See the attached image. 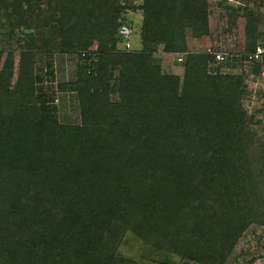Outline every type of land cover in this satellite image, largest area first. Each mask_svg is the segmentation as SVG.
<instances>
[{"label":"trees","instance_id":"trees-1","mask_svg":"<svg viewBox=\"0 0 264 264\" xmlns=\"http://www.w3.org/2000/svg\"><path fill=\"white\" fill-rule=\"evenodd\" d=\"M141 1L131 9L142 49L126 50L121 0H0L12 41L0 96L13 92L19 55L17 101L0 108V264H226L249 227L264 228V141L242 80L187 49L209 34V1ZM243 18L248 54L260 20ZM156 46L182 57L181 75L153 62ZM42 53L77 55L57 91L76 96L79 123L59 122L36 88ZM127 237L141 256L119 253Z\"/></svg>","mask_w":264,"mask_h":264},{"label":"rangeland","instance_id":"rangeland-1","mask_svg":"<svg viewBox=\"0 0 264 264\" xmlns=\"http://www.w3.org/2000/svg\"><path fill=\"white\" fill-rule=\"evenodd\" d=\"M123 5H129L120 15V21L128 24L133 30L130 42L131 49L141 50L139 39L142 15L134 8L141 4V0H121ZM209 2V34L200 39L187 38V49L189 52H223L227 55H235L244 50V10L250 9L255 12L260 20V39L264 33V14L260 13V0H208ZM233 9V10H232ZM9 22L0 17V69L5 58L3 48H7L6 34L9 33ZM31 41L39 48L47 46L45 38L35 34H27ZM259 39V41H260ZM15 48V46H14ZM121 48V46H120ZM220 65H215L221 75H235L240 77L244 88L243 107L251 117L250 128L258 134V138L264 141V69L257 70L254 65L246 64L241 57L232 60L229 58ZM179 55L166 54L162 46H156L153 62L159 65L164 73L182 74V62L178 61ZM19 55L14 54V73L17 74ZM78 57L75 53H56L48 56L44 53L37 55L34 71L42 79L36 84L45 92L52 94L55 115L59 122L76 124L79 123V111L76 96L69 92H59L57 87L61 83L70 82L75 79ZM52 73V76L49 75ZM14 82L11 91L14 92ZM10 92L8 95L0 96V108L8 109L17 101ZM53 92V93H51ZM259 122V124H258ZM121 255L136 258L142 255L143 247L140 241L133 237H127L119 249ZM174 264H186L178 257L172 256ZM194 264V263H187ZM226 264H264V228L251 226L240 238L232 256Z\"/></svg>","mask_w":264,"mask_h":264},{"label":"built area","instance_id":"built-area-1","mask_svg":"<svg viewBox=\"0 0 264 264\" xmlns=\"http://www.w3.org/2000/svg\"><path fill=\"white\" fill-rule=\"evenodd\" d=\"M259 10L260 13L264 14V0H260L259 1ZM132 29L131 27L127 26V25H122L119 30H118V35L121 38V40L123 41V45L125 47L126 50H130L131 49V36H132ZM208 54H210L211 56L214 57V61L217 64H221L223 62H225L228 58L229 55H227L226 53L223 52H213L210 50L206 51ZM246 57V59H244V62L246 64H250L252 65H259V69L260 72L262 69H264V33L260 39V41L257 42V45L255 46L254 50L250 53H246L245 50H243V52L235 54V55H230L229 58L233 57L236 58L237 57ZM182 57L179 56L178 61H181Z\"/></svg>","mask_w":264,"mask_h":264}]
</instances>
